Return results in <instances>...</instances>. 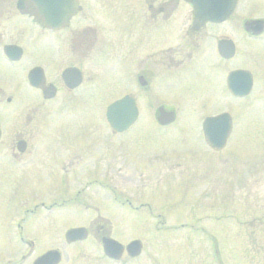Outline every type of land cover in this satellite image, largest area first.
Returning <instances> with one entry per match:
<instances>
[{
    "label": "flooded vegetation",
    "instance_id": "1",
    "mask_svg": "<svg viewBox=\"0 0 264 264\" xmlns=\"http://www.w3.org/2000/svg\"><path fill=\"white\" fill-rule=\"evenodd\" d=\"M17 1L0 0V264H32L45 252L68 247L69 212L81 207L87 230L83 241L92 248L84 264H224L217 248L214 261L202 263L201 253L190 248L170 253L168 247L149 246L144 239L155 236L162 243L168 237L170 227L165 231L164 226L172 210L167 200L137 197L143 183H133V195L122 188L130 178L121 169L133 166V157L124 160L125 150L134 153L129 147L139 143L84 135L78 131L81 124L69 125V109L77 110L76 101L86 95L96 96L93 107L102 110L109 92L116 95L114 100L131 97L137 111L154 112L156 122L163 112H209L216 107L196 121L199 140H204V118L222 111L231 113L228 140L242 128L231 111L258 112L257 118L247 114L243 128L259 126L257 121L264 123V0H235L224 20L203 23L195 22V10L185 0H55L53 6L40 4V9L60 15L50 26L17 7ZM30 4L24 2L25 10ZM16 16L20 18L14 25L10 21ZM33 41L36 48L29 49L26 44ZM9 44L18 46L20 54H6ZM49 106L60 118L44 119ZM175 122L157 126L164 130ZM70 131L75 134L69 141ZM114 149L118 182L103 183L112 165L103 155ZM93 184L102 194L113 191L114 198L84 200L75 208L79 194ZM149 189L155 195L163 191ZM245 190V184L235 189L242 197ZM229 203L225 211L214 213L213 222L220 233L239 241L245 262L234 264H264V245L254 241L264 240V202L255 203L256 213L249 205L234 212L236 205ZM195 219L172 228L217 235L197 226L200 216ZM113 220L119 236L112 232ZM104 237L121 244L117 257L103 252ZM135 239L141 247L128 251L126 245Z\"/></svg>",
    "mask_w": 264,
    "mask_h": 264
},
{
    "label": "rangeland",
    "instance_id": "2",
    "mask_svg": "<svg viewBox=\"0 0 264 264\" xmlns=\"http://www.w3.org/2000/svg\"><path fill=\"white\" fill-rule=\"evenodd\" d=\"M19 18L18 16L13 17L10 22L17 25ZM9 37L10 39L14 38L12 30L9 32ZM26 46L29 49L36 48L34 41L31 46L28 44ZM104 97V104L106 105L116 95L106 92ZM97 101L96 96L82 95V99L76 101V104H80L79 108L77 110L69 109V125L72 123L73 125L81 124L78 131L84 135H89V137L105 134L109 136L106 140H121L126 145H128L127 142L133 143L134 140L139 143L136 147H129L134 153L125 150L128 153L124 155V160L127 156L133 157V166L130 163L127 169H121V175L130 178V182L122 188L126 189L128 195H133L135 194L134 184L143 183L145 192H143L144 190L136 192L137 197L141 194H148L152 196H147V198L167 200L172 210L164 226L165 231L167 227H170L166 231L169 233L168 237L163 239L162 243L159 237L146 238L144 240L148 242V245L168 247L170 253L177 252L174 250L177 248H190L194 252L201 253L202 263L214 261L213 251L217 247L219 261L221 260L224 264L245 262L240 255L239 241L223 232L220 233V227L213 221L214 213L221 210L225 211L227 202H230L229 205H236L233 210L239 213L247 205H249L248 209L252 213H256L258 208L253 207L255 203L264 202V174L258 173L259 168L264 170V123L257 121L256 124L259 126L248 124L251 127L243 128L248 123L247 114H251L250 119L257 118L258 112L230 110L234 118L237 119L236 124H239L242 128L235 130L222 151L214 152L203 141L195 137L197 134L195 124L204 114L214 113L211 111L216 107L209 110V112L183 108V110L176 112V122L164 130H160L156 125L154 112L140 110L139 119L135 122V127L131 131L116 133L109 132L106 123L102 122L103 109H94L93 105H96ZM222 107L225 106L222 105L218 109ZM52 108V106H49V110L45 111L44 119L56 120L60 118L55 111H52ZM62 117L65 118L66 116ZM74 134L75 132H69V141L73 140L72 135ZM110 137H123V140ZM71 143L81 144L77 141ZM88 143L92 146L95 145V141H89ZM101 143L98 145L101 146ZM107 146L111 145L108 144ZM113 152H116L115 149L112 151L107 150L103 155L105 161L112 163L109 169L105 165L107 170L104 173L103 183L116 184L118 182L115 174H113L117 167V164L114 163ZM127 162H123L124 166ZM257 167L258 169H256ZM134 170L136 174L133 175ZM138 171H142L143 175L139 176ZM228 183L232 184L228 185ZM243 184L246 187L245 197L246 195L249 196L247 198L242 197L240 192L238 194L235 191L237 187L242 188ZM150 187H160L163 191L158 192L156 195L155 191H151L152 194H149ZM74 189L73 193L75 192ZM112 194H114L112 191L108 195L105 192L102 194L97 186L93 184L88 190L79 194L82 197H78V202H74V206L75 208L79 207V203L84 200H91L92 203L93 199L107 200L112 198ZM188 208L192 212L189 213ZM178 215H183L184 218L175 220L173 216ZM83 216L85 215L82 214V207L77 212H69V227L83 226L85 224ZM198 216H200V220L196 222L197 225L202 224L208 230L217 231L214 238L202 235L206 236L202 239L198 233L188 234L186 233L187 230H173L172 226L191 222L196 220L195 218ZM113 221L110 223L112 232L119 236L120 233L115 226V221ZM254 241L259 247H263L264 240L262 238H257ZM89 247L91 246L85 241L69 245L64 249L60 246L62 260L59 264H84L87 251L92 252V248ZM87 248L89 249L87 250Z\"/></svg>",
    "mask_w": 264,
    "mask_h": 264
},
{
    "label": "water",
    "instance_id": "3",
    "mask_svg": "<svg viewBox=\"0 0 264 264\" xmlns=\"http://www.w3.org/2000/svg\"><path fill=\"white\" fill-rule=\"evenodd\" d=\"M39 2L40 0H32ZM45 1V0H42ZM53 1V0H52ZM193 3L197 9L196 17L203 21L208 20H221L223 19L231 9V5L234 0H189ZM25 6L23 0H19L18 7L22 10ZM33 12L36 13V9L33 8ZM53 15V14H52ZM12 51V47L10 48ZM137 110L134 102L129 97H123L120 100H116L108 105L106 109V118L109 121L111 127L120 131L128 127L136 118ZM162 117L165 120H162ZM160 121H170L173 117L172 112L163 114ZM229 119L228 114L222 113L216 116L209 117L204 122V128L206 133L207 143L214 149L221 148L228 133L229 125L227 121ZM217 129V131H216ZM212 130V132L210 131ZM69 241L76 239H82L85 236V230L81 227L71 228L66 234ZM105 252L109 255H115L114 249L116 242L108 238L103 241ZM133 244V243H132ZM130 244L129 246H132ZM134 247H138V244H134ZM59 260L57 252H48L39 257L33 264H55Z\"/></svg>",
    "mask_w": 264,
    "mask_h": 264
}]
</instances>
